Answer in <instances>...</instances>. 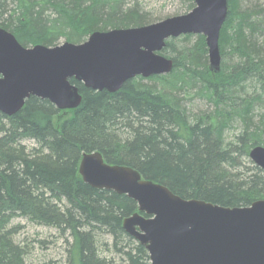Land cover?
Returning <instances> with one entry per match:
<instances>
[{"label":"trees","instance_id":"16d2710c","mask_svg":"<svg viewBox=\"0 0 264 264\" xmlns=\"http://www.w3.org/2000/svg\"><path fill=\"white\" fill-rule=\"evenodd\" d=\"M245 1L228 0L217 74L205 37L185 35L166 42L162 54L173 61L166 75L137 77L116 93L72 79L82 94L77 109L31 97L14 116L0 112V264H25L18 228L8 229L16 217L66 236L64 264H151L123 228L137 203L84 183V153L101 152L108 164L131 167L186 200L237 208L264 196L262 169L246 178L234 172L252 148L264 147V5ZM151 23L127 0H0V28L26 48ZM197 99L213 109L194 112ZM235 124L240 133L228 141ZM24 140L37 148L28 151Z\"/></svg>","mask_w":264,"mask_h":264},{"label":"water","instance_id":"95a60500","mask_svg":"<svg viewBox=\"0 0 264 264\" xmlns=\"http://www.w3.org/2000/svg\"><path fill=\"white\" fill-rule=\"evenodd\" d=\"M227 13L228 0H195L187 14L94 32L83 43L54 47L26 48L0 28V112L14 116L31 97L60 111L77 109L82 94L72 79L94 91L116 93L137 77L166 75L173 69L172 59L162 54L166 42L185 35L205 37L209 69L217 74ZM249 157L264 171L263 146L252 148ZM79 174L92 188L137 203L139 213L126 218L123 228L146 248L151 264H264V200L237 208L186 200L131 167L108 164L101 152L84 153Z\"/></svg>","mask_w":264,"mask_h":264},{"label":"rangeland","instance_id":"374dc122","mask_svg":"<svg viewBox=\"0 0 264 264\" xmlns=\"http://www.w3.org/2000/svg\"><path fill=\"white\" fill-rule=\"evenodd\" d=\"M131 6L136 5L153 21V23L161 22L165 19L184 15L191 10V2L189 0H127ZM195 4V2H194ZM245 5H264V0H246ZM150 25V24H148ZM146 26V25H145ZM222 30V29H221ZM197 35H194L192 42H195ZM88 39V38H87ZM86 39V40H87ZM85 40V41H86ZM84 41V42H85ZM65 43L62 38L58 45ZM83 43V42H82ZM206 43V41H205ZM80 44V43H79ZM181 45V43L179 44ZM194 112L210 111L213 107L208 106L203 101L194 100L190 103ZM70 111V110H65ZM241 127L235 124L230 132L226 134L228 141L240 133ZM31 151L37 148L35 141L24 140L22 142ZM255 148V147H254ZM242 166L238 167L234 172L239 173L246 178L253 172L256 166L250 157L242 160ZM256 201L264 200V196H254ZM139 213V210H138ZM18 228L15 231V241L25 250V264H64L66 260L67 237L58 229L35 224L27 218L16 217L10 224L9 228ZM69 239V238H68Z\"/></svg>","mask_w":264,"mask_h":264}]
</instances>
